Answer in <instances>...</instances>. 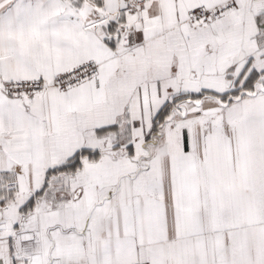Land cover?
<instances>
[{
	"label": "snow or ice",
	"instance_id": "6c2138e0",
	"mask_svg": "<svg viewBox=\"0 0 264 264\" xmlns=\"http://www.w3.org/2000/svg\"><path fill=\"white\" fill-rule=\"evenodd\" d=\"M0 264H264V0H0Z\"/></svg>",
	"mask_w": 264,
	"mask_h": 264
}]
</instances>
